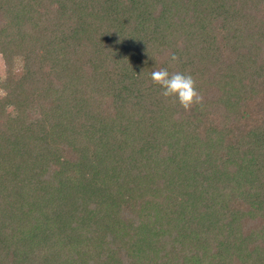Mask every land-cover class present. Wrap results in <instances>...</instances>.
Here are the masks:
<instances>
[{"label":"trees","instance_id":"obj_1","mask_svg":"<svg viewBox=\"0 0 264 264\" xmlns=\"http://www.w3.org/2000/svg\"><path fill=\"white\" fill-rule=\"evenodd\" d=\"M0 55V264H264V0H0Z\"/></svg>","mask_w":264,"mask_h":264},{"label":"clouds","instance_id":"obj_2","mask_svg":"<svg viewBox=\"0 0 264 264\" xmlns=\"http://www.w3.org/2000/svg\"><path fill=\"white\" fill-rule=\"evenodd\" d=\"M172 62H178L179 57L173 53ZM151 80L160 88V95L173 105L179 103L180 107L188 112L197 106H202L204 97L197 88L192 75L181 72L170 73L166 68L154 70Z\"/></svg>","mask_w":264,"mask_h":264},{"label":"rangeland","instance_id":"obj_3","mask_svg":"<svg viewBox=\"0 0 264 264\" xmlns=\"http://www.w3.org/2000/svg\"><path fill=\"white\" fill-rule=\"evenodd\" d=\"M4 59L2 58V56L0 55V81L3 79V77L5 76V68H4ZM2 91L0 90V97L2 96Z\"/></svg>","mask_w":264,"mask_h":264}]
</instances>
